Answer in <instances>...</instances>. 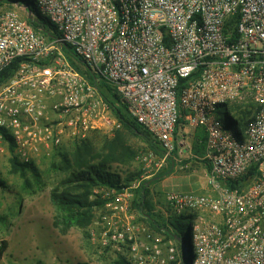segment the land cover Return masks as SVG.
I'll return each mask as SVG.
<instances>
[{"label":"built area","instance_id":"2783aa9c","mask_svg":"<svg viewBox=\"0 0 264 264\" xmlns=\"http://www.w3.org/2000/svg\"><path fill=\"white\" fill-rule=\"evenodd\" d=\"M30 1L50 31L34 28V14L0 11V76L20 60L0 85V130L11 133L19 158L30 162L66 134L120 128L112 95L161 148L160 160L138 156L148 178L168 164L189 167L178 127L201 130L203 154H190L206 166L213 195H168L190 219L193 264H264V0ZM254 168L249 183L229 187ZM106 198L126 211L125 194L113 189ZM103 220L104 247L153 264L160 239L147 233L140 243L132 225Z\"/></svg>","mask_w":264,"mask_h":264},{"label":"rangeland","instance_id":"374dc122","mask_svg":"<svg viewBox=\"0 0 264 264\" xmlns=\"http://www.w3.org/2000/svg\"><path fill=\"white\" fill-rule=\"evenodd\" d=\"M1 10H14L23 18H26L28 14V9L17 2L3 3L0 6ZM76 68L79 69L78 66ZM110 107L112 118L118 120V114L114 111L115 108L112 105ZM219 111L225 113L226 108L220 106ZM121 127L92 129L85 135L66 134L62 145L53 147L50 151L40 146L30 162H34L41 170L43 186L31 193L23 192L21 178L10 173L11 153L8 145L0 140V179L6 183V187L0 186V219H4L0 222V245L2 241H7L9 244L0 264H112L119 257L128 258L126 250L118 251L117 248L103 246V232L106 229L103 219L105 217L119 227L127 224L132 225L140 243L146 241L147 233H151L160 239L155 249L157 253L150 256L153 264H183L185 259L184 243L181 244L174 239L167 240L165 235L159 232L161 225H163L162 220L159 219L158 222H155L147 217L143 218L142 213H146V210L134 207L135 192L141 190L143 183L165 175L152 183L150 189L155 213H161L166 218L169 212L168 195L170 193L193 192L212 196L213 192L206 177V166L191 159V149L194 155L197 153V140H192L188 151H184V164L189 167L173 168L168 164L148 178L149 175L144 173L143 164L138 160V156L153 154L157 160H160L161 152L154 151L158 146L154 141L131 136L130 143L138 151L135 161L127 166H113V170H116L122 179L131 173L140 174L127 190L120 192L125 194L126 211L117 212L109 208L107 206L109 200L106 198V193L109 190L97 188L94 190L95 196L93 198L101 195L106 203L103 208L96 210V219L86 231L74 228L68 234H62L54 226L56 209L51 200V192L59 187L65 177L63 173L54 168V164L61 161V151L69 149L72 143L77 140L90 137L95 131L113 136ZM187 128L184 127L189 131V134L186 135L192 137L194 132ZM202 150L203 148L199 147V152ZM189 224L190 221L186 220L185 232L189 229ZM172 248L175 249L173 253L171 252Z\"/></svg>","mask_w":264,"mask_h":264},{"label":"trees","instance_id":"16d2710c","mask_svg":"<svg viewBox=\"0 0 264 264\" xmlns=\"http://www.w3.org/2000/svg\"><path fill=\"white\" fill-rule=\"evenodd\" d=\"M16 2L28 7L35 16H38V21L32 22L36 30H51L50 22L39 15L35 4L30 0H0V6L3 3L12 4ZM19 64L20 60L15 61L11 67L1 74L0 85L6 83L15 75ZM108 98H110L108 102L115 108L114 111L118 114V120L122 125L121 129L117 130L113 136H107L99 131H95L90 137L75 141L69 149L61 151L60 163L54 164L56 171L65 175L59 187H56L51 192V200L56 209L54 226L62 234H68L74 228L86 231L94 223L96 210L103 208L106 203V200L101 195L93 198L95 196V189H114L121 192L127 189L136 177L140 175L131 173L125 179H122L117 171L113 170L114 165L127 166L135 161L138 151L130 143L131 136L155 142L147 130L128 116L125 105L121 103L120 107L115 106V101H120L116 95ZM237 116L236 122L241 126L237 127L238 133L241 134L246 128V124L243 123L240 115ZM184 127L181 122L178 130ZM0 134L3 136L4 142L8 145L11 153L9 160L10 173L18 175L21 178L23 192L31 193L38 188H42L41 170L34 162H23L19 158L16 153L15 140L9 131L1 129ZM205 143L206 137L202 136L197 139L196 146L198 149H196V155L203 154V150L199 152V147L203 148ZM155 144L158 145L156 142ZM154 151L161 152L159 145ZM255 173L256 169L254 168L240 181L231 183L229 187L241 188L245 186L255 176ZM164 176L161 175L156 178H163ZM148 182L143 183L141 190L135 192L136 200L134 201V207L146 210V213H142L143 218L147 217L155 222L159 219L162 220L163 225H161L159 232L165 235L167 240L174 239L181 244L184 243L186 249L184 251L185 259L183 260V264H193L195 254L193 247L189 243L188 234L185 232L186 220L189 221V217L176 214L170 205L168 215H166L168 216L167 218L165 215H161V213H155L156 210L151 198V186L147 185ZM0 186L6 187V183L1 179ZM1 220L4 221V219H0V222H2ZM151 225L153 224L151 223ZM8 248V242L2 241L0 245V260ZM112 264L132 263L126 257H119Z\"/></svg>","mask_w":264,"mask_h":264},{"label":"crops","instance_id":"0c3cea01","mask_svg":"<svg viewBox=\"0 0 264 264\" xmlns=\"http://www.w3.org/2000/svg\"><path fill=\"white\" fill-rule=\"evenodd\" d=\"M185 127H187V126H185ZM187 129H189L190 131L194 132L193 133L194 135H192V137L186 135V134H189L188 133L189 131L186 130V129H184V128L181 129V130H178V137H181V138L185 139V144H186V146H187L188 149L190 148V142L192 140L193 141L194 140L196 141L197 139L201 138L202 136L203 137H206L204 135L203 131H201V130H194V129L190 128V127H188ZM203 148L205 149V146ZM204 149H203V151H204Z\"/></svg>","mask_w":264,"mask_h":264},{"label":"water","instance_id":"95a60500","mask_svg":"<svg viewBox=\"0 0 264 264\" xmlns=\"http://www.w3.org/2000/svg\"><path fill=\"white\" fill-rule=\"evenodd\" d=\"M28 19L30 20V21H33L34 19H33V13H32V11L30 10V9H28ZM37 21V20H36ZM161 178H156V179H154V180H151V181H149L148 183H147V185L148 186H150L153 182H156V181H158V180H160Z\"/></svg>","mask_w":264,"mask_h":264}]
</instances>
